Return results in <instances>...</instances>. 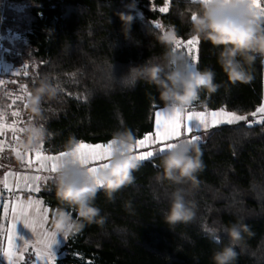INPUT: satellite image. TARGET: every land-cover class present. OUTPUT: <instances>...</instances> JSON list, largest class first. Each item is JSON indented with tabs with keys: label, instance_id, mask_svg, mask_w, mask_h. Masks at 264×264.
Masks as SVG:
<instances>
[{
	"label": "trees",
	"instance_id": "1",
	"mask_svg": "<svg viewBox=\"0 0 264 264\" xmlns=\"http://www.w3.org/2000/svg\"><path fill=\"white\" fill-rule=\"evenodd\" d=\"M163 7L168 11L161 12ZM199 7L191 0H0V38L12 31L22 37L12 52L0 50V61L20 70L0 74L14 80L0 83V112L11 119L18 110L25 127L44 125L43 147L49 154L73 150L81 142L106 144L127 131L136 143L155 130L156 112L165 105L154 84L139 80L132 86L125 78L133 67L160 66L161 78L178 68L157 36L175 26L178 39H190L189 17ZM122 13L134 18L128 30ZM221 50L200 40L197 70H213L219 87L201 88L194 103L200 110L252 118L264 102V59L258 56L248 67L249 81L233 83L219 63ZM187 64L186 59L185 71ZM45 77L62 91L55 100H45L36 117L14 97L20 88L31 94ZM23 139L24 132L22 145ZM194 144L203 165L195 182L158 179L167 151L141 161L133 181L111 196L99 188L92 201L99 216L94 222L81 220L82 229L67 238L56 264H214L213 253L229 243L225 229L233 223L246 226L234 264H264V123L215 126ZM9 156L3 151L1 161ZM63 174H52L38 192L51 219L62 206L56 185ZM177 188L189 191L194 215L169 222L166 213ZM69 210L76 218V210Z\"/></svg>",
	"mask_w": 264,
	"mask_h": 264
},
{
	"label": "clouds",
	"instance_id": "2",
	"mask_svg": "<svg viewBox=\"0 0 264 264\" xmlns=\"http://www.w3.org/2000/svg\"><path fill=\"white\" fill-rule=\"evenodd\" d=\"M121 19L125 30L130 29L134 18L122 13ZM189 23L193 36L222 48L219 63L233 83L251 79L248 67L258 56L264 59V16L259 12L249 11L242 0H203L199 8L191 10ZM157 39L171 50V62L179 67L168 72L165 78H161L163 70L160 66L133 67L125 78L128 84L134 86L139 80L154 84L165 107L169 111L180 112L199 98L201 88L215 91L219 87L214 83L215 72L209 68L199 72L202 83L185 71L186 58L178 50H174L178 39L175 26L162 30ZM61 91L60 87L45 77L31 90L28 100L31 113L40 117L42 103L45 100H55ZM23 132L22 143L25 149L38 148L48 135L44 125L34 122L29 123ZM113 141L121 147L114 152L110 166L99 170L94 177L88 171L77 170L73 167L74 164L68 163L56 185V195L62 206L54 212L51 221L53 232L68 238L82 229L81 220L94 222L100 209L92 201L100 185L111 196L113 192L133 181L132 173L141 165V161L135 159L130 151L134 147L135 137L131 131H127L119 134V138ZM72 144L73 140H70L69 146ZM161 166L163 173L158 175V179L178 185L195 182V174L203 166L200 149L194 143L176 144L167 151V155H162ZM188 194L189 191L184 188H177L171 194L170 208L166 213L169 222L192 218L193 202L187 199ZM69 209L76 210V218ZM245 228L241 223H233L225 229L230 240L221 250L214 251V264H234L237 257L236 246L242 239Z\"/></svg>",
	"mask_w": 264,
	"mask_h": 264
},
{
	"label": "crops",
	"instance_id": "3",
	"mask_svg": "<svg viewBox=\"0 0 264 264\" xmlns=\"http://www.w3.org/2000/svg\"><path fill=\"white\" fill-rule=\"evenodd\" d=\"M179 50L181 52L187 51V49L183 47H181V49ZM194 53L195 51H193L192 53L189 54L188 57H186L188 61L186 72L190 73L191 75L196 72H199L196 66L197 56H195ZM197 106H199V103L197 104L193 102L190 106H188L183 111L185 119L182 121L183 126L180 130V135L173 137L171 141H165V143L172 142L176 144H180V143L184 144L187 140L191 139V137L193 136H199L200 139L198 141H202L205 137L204 133L206 131H209L211 128L215 126L228 124V123L220 122L223 119H226V117L223 115L217 116L215 120L213 119L211 113L212 112L219 113L220 110H206V109L200 110ZM163 111L170 112L166 107L157 110V112H163ZM189 111L191 112L203 111L205 113V121H206L207 127L205 128L203 126H200L198 129L197 121L193 120L192 122H188L186 120V116ZM239 122H242V121H239ZM187 126L192 127L191 133L186 132L185 129ZM156 132H157V126H156V115H155V130L152 133H149L142 138L144 139L145 137H148V140L145 142L144 145L137 146V143H134L133 151L131 152V154L139 155L140 153H143L149 150L154 151L155 153L154 156L159 153H162L157 150L159 147V140L154 135ZM85 144L88 145L89 147L87 149L81 150V154L83 155H87L89 149L95 148V146L97 145H107L108 143L106 144H87L85 143ZM20 147H23L21 142H19L17 146H6L5 148H2V150H0V155L5 150L11 152V157L9 156V159H7V161L4 160L2 161V163L0 162V240H1L0 255L2 256V258L0 259V264H8L7 257H5L3 253L8 247L7 235H8L9 230L12 229L13 224L16 225L15 234L18 236L24 237L26 240H28L27 246H22L23 245L22 240L14 241V245L20 248V251L16 253L17 258L14 259V261L20 260L18 259V257L21 254L24 256L26 250H28L29 247L31 246V243L35 245L36 247L35 249L39 250L42 255H46L48 253L49 250L45 247L44 243H42V240L47 235V233L53 231L51 227V221L53 218L52 219L50 218L49 207L44 203L42 198L38 197L39 191L38 192L35 191V188L39 187L40 189V186L42 183V177L44 173L49 174L52 172L50 169H51V164L54 161L46 160L44 159V157H57L59 158L60 163H63L64 159H67L66 157L61 158L60 157L61 153L60 154H49L44 150V147H43L41 149L43 156L41 157L40 160H37L35 153L38 148L25 149L23 147V149H21ZM114 147L120 148L121 145L117 144ZM13 149H18L19 151H21L22 156L19 157L17 153L13 151ZM73 150H70L67 152L70 153ZM30 160L32 161L31 163H29ZM104 162H107V161L101 158H97L96 160L88 163L85 167H81L79 164H74L73 167L77 170H81L87 167H96L99 170H101L102 168L100 166ZM85 171H88V170L86 169ZM58 173H64V171L61 170ZM51 174H56V173L52 172ZM37 177L38 179H36ZM30 180H33L34 182L33 185L28 184ZM30 188L32 189L31 192L28 191V189ZM37 200L42 201V204L37 205L35 203ZM30 204L31 206H29ZM37 208H39V211H37ZM13 209L15 210L14 213L12 211ZM45 209L47 211H45ZM43 216H46L47 219L42 220L41 217ZM25 219H27V221L30 224H33L35 231H32L29 228H25L23 223H20V221H23ZM41 224H43V227H41ZM66 241L67 240L64 239V243H59L57 245H54L53 250L56 253L55 257L59 255L60 249L66 243Z\"/></svg>",
	"mask_w": 264,
	"mask_h": 264
},
{
	"label": "snow or ice",
	"instance_id": "4",
	"mask_svg": "<svg viewBox=\"0 0 264 264\" xmlns=\"http://www.w3.org/2000/svg\"><path fill=\"white\" fill-rule=\"evenodd\" d=\"M191 2L201 4L203 2V0H191ZM242 2L245 4V6L247 7V9L249 11H256V12H259L262 16H264V6L261 5L260 0H242ZM159 10L161 12L168 11L167 7L160 8ZM157 27L159 28L160 26L157 25ZM199 43H200L199 38L195 37L193 35L187 41H183L182 39H177L176 47L174 50H179V49H181V47L187 49L186 52H181V54L186 58L193 51L198 52ZM193 58H195V57H193ZM25 75H27L26 72H25ZM192 76H193V79L197 80V82L202 83V81L200 80V77H199V72L192 74ZM57 86L60 87L59 84ZM28 96H30V92L28 93ZM27 106L28 105H25V107H27ZM257 112L264 113V106L258 108ZM257 112H253L252 115L256 116ZM12 115L18 116L19 113L13 112ZM211 115H212L214 120L217 116H220V115L225 116L226 119H223L220 122L228 123V124L237 123L239 121H247V119H248L247 116L237 115L235 112H226L224 109H221L219 113L218 112H212ZM3 119H4V117L0 116V136H4L6 131H12L13 132L12 138L16 139L14 126L6 125L5 123L2 122ZM184 119H185V116H184L183 112H180V111H170V112L163 111V112H157L156 113L157 132L154 135L159 140V147L157 149L159 152L168 151L173 146L176 145V143H172V142L165 143V141H171L173 137L180 135V130L183 126L182 121ZM186 120L188 122H192L193 120L197 121L198 122L197 123L198 129L200 126H203L205 128L207 127V124L205 121V113L203 111H200V112L189 111L187 113ZM255 122L256 123H264V118H262L261 120L255 121ZM23 130L24 129H21V131H23ZM185 130L187 133H191L192 127L187 126ZM199 139H200L199 136H193V137H191V139L187 140L185 143H196ZM147 140H148V137H145L144 139L138 140L136 142L137 146L144 145ZM115 145H117V142H115V141H111L107 145H97V146H95V148L89 149L87 155H83V154H81V150L87 149L89 146L86 145L85 143L81 142L75 146V148L72 152H70V153L69 152H62L60 154L61 158H65V157L67 158V159H64L63 163H60V160L57 157H44V159L54 161L51 164V171L53 173H58L61 170L66 171L69 162H71L72 164H79L81 167H85L88 163L96 160L97 158H101V159H104L107 161V162L102 163L100 166L102 169H107L110 166V161L112 159L114 152L119 150L118 147H114ZM42 148H43V144H41L38 147V149L36 150L35 155H36L37 160H40L41 157L43 156V153L41 151ZM0 150H2V149H0ZM100 150H102V151H100ZM13 151H15L17 154H19L18 149H13ZM130 151L132 152L133 148ZM154 154H155L154 151L149 150V151L140 153L139 155H133V157L135 159L140 160V161H145V160H148L149 158L153 157ZM31 162L32 161L30 160L29 163H31ZM87 170H88L90 176H92V177H94L96 175V173L99 171V169L96 167H87ZM36 179H38V177ZM97 183L99 184V181H97ZM100 187H102V185H100ZM39 190H40L39 187L35 188V191L38 192ZM28 191L31 192L32 189L30 188V189H28ZM35 203L37 205H40V204H42V201L37 200ZM29 206H31V204ZM12 211L14 213L15 210L13 209ZM37 211H39V208H37ZM45 211H47V210L45 209ZM41 219L42 220L47 219V217L43 216V217H41ZM20 223H23L25 228H29L30 230L35 231L33 224H30L27 221V219L20 221ZM41 227H43V224H41ZM15 228H16V225L13 224L12 229H10L8 232V235H7L8 247L3 253V255L5 257H7L8 264H14V259L17 258L16 253L20 251V248L14 245V241L15 240H22L23 241L22 246H27V244H28V240H26L24 237H21V236H18L15 234ZM57 236H58V233L51 231V232L47 233V235L42 240V243H44L45 247L49 250L48 253L46 254V258H50L51 256L56 255L53 248H54V245L59 244V241L57 240ZM64 239L67 240V237H64ZM14 249H15V251H14ZM35 256L37 259L41 258V253L39 252V250H37L35 252ZM18 259H20L21 264H23V255L22 254L18 257ZM49 264H52L50 259H49Z\"/></svg>",
	"mask_w": 264,
	"mask_h": 264
},
{
	"label": "rangeland",
	"instance_id": "5",
	"mask_svg": "<svg viewBox=\"0 0 264 264\" xmlns=\"http://www.w3.org/2000/svg\"><path fill=\"white\" fill-rule=\"evenodd\" d=\"M18 8L23 9L21 6H19ZM21 38L22 37H21V35L19 33L13 32V31L10 32V33L4 34L3 36L1 35V38H0V50L6 51V52H12L11 47L14 48L16 45L21 43ZM194 55L197 56V52L196 51H195ZM19 72H20V70L16 69V70H14L13 74H11V75L12 76L13 75H17ZM0 83L4 84V85H8L9 83H13L14 84V80L12 78H7L6 79L4 77H0ZM28 100H29L28 92L25 90V88H20V93L17 94L14 97V101H23L25 103V105H28ZM262 106H264V104ZM13 112H18V110H15ZM18 113H19L18 116H13L12 115L13 118L9 119V116L7 114H4V113L0 112V116L4 117L2 122L5 123L6 125L14 126V128H15V136H16V139H13L12 138L13 137V132L12 131H6L4 136H0V149L5 148L6 146H17L19 144V142H21V136H22V133H23V131H21V129L25 128L26 123H25L24 119L22 118V114L20 112H18ZM262 118H264V113L257 112L256 116H252V118L248 117L247 120L249 121L250 124H259V123H256L255 121L261 120ZM204 134H205V137H204V139H205L208 136L209 131H206ZM180 144H182V143H180ZM23 147H20V148L23 149ZM17 155L19 157H21L22 156V152L19 151V154H17ZM1 159L2 158H1V155H0V162H2ZM86 169L87 168H84V169H81V170L85 171ZM51 173H49V174L44 173L43 174L42 183H44L46 180H48V178H50L52 176ZM28 184L29 185H33L34 184L33 180H30ZM62 236H63L62 234H59L57 236V240L59 241V243H64V239H63ZM0 244H1V240H0ZM31 245L33 246L34 244L31 243ZM33 247H34V249L36 248L35 245ZM28 250H26L24 255H26L28 253ZM35 251H37V250L35 249ZM45 256L46 255H42L41 254V257H45ZM62 256H63V254L59 253L58 256H56V257L55 256H51L48 259L51 260L52 264H56L57 259L59 257H62ZM1 258H2V256L0 255V259Z\"/></svg>",
	"mask_w": 264,
	"mask_h": 264
},
{
	"label": "built area",
	"instance_id": "6",
	"mask_svg": "<svg viewBox=\"0 0 264 264\" xmlns=\"http://www.w3.org/2000/svg\"><path fill=\"white\" fill-rule=\"evenodd\" d=\"M261 5L264 6V0H260ZM7 72H11L13 74L14 69L11 68V66L7 63H5L3 60L0 61V74H5ZM35 249L31 245L29 247L28 253L23 256V264H49V259L45 257H41L39 259L35 256ZM14 264H21V261H14Z\"/></svg>",
	"mask_w": 264,
	"mask_h": 264
}]
</instances>
